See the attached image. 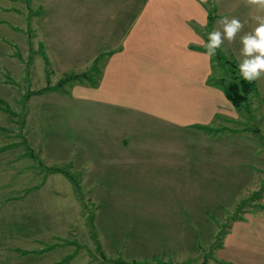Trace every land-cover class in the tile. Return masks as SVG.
Listing matches in <instances>:
<instances>
[{
	"label": "rangeland",
	"instance_id": "374dc122",
	"mask_svg": "<svg viewBox=\"0 0 264 264\" xmlns=\"http://www.w3.org/2000/svg\"><path fill=\"white\" fill-rule=\"evenodd\" d=\"M119 1L0 0V154L31 171L0 193V264H229L215 249L264 197L257 91L237 119L186 130L92 99L117 47L93 17L142 0ZM211 58L229 81L234 54Z\"/></svg>",
	"mask_w": 264,
	"mask_h": 264
},
{
	"label": "crops",
	"instance_id": "0c3cea01",
	"mask_svg": "<svg viewBox=\"0 0 264 264\" xmlns=\"http://www.w3.org/2000/svg\"><path fill=\"white\" fill-rule=\"evenodd\" d=\"M119 2L123 8L137 0ZM123 11L112 13L102 25L99 18L92 19L98 22L93 24L94 36L103 37L110 45L117 43L105 58L97 86L89 88L95 91L94 101L184 130L237 119L223 88L212 81L216 77L211 75L213 61L205 55L204 44L208 31L221 27L219 20L239 18L244 24L242 31L233 43L225 40L221 45L239 64L243 59L240 37L254 30L256 22L251 15L258 13L244 0H142L137 10L131 5ZM209 15L213 17L210 27ZM255 85L264 99V78L255 80ZM7 150L0 147L2 154ZM30 180L31 171L24 162L0 154L1 195L9 198L17 181L21 187ZM261 198L260 206L264 205ZM255 206L231 219L222 244L215 249L218 260L264 264V207Z\"/></svg>",
	"mask_w": 264,
	"mask_h": 264
},
{
	"label": "clouds",
	"instance_id": "9594fccd",
	"mask_svg": "<svg viewBox=\"0 0 264 264\" xmlns=\"http://www.w3.org/2000/svg\"><path fill=\"white\" fill-rule=\"evenodd\" d=\"M244 3L258 13L251 15L256 22L254 30L240 37L243 59L239 63V74L243 80L251 82L264 78V0H244ZM218 23L221 27L208 33V41L204 44L205 55L209 58L216 55L225 40L233 43L244 27L237 17H224Z\"/></svg>",
	"mask_w": 264,
	"mask_h": 264
},
{
	"label": "trees",
	"instance_id": "16d2710c",
	"mask_svg": "<svg viewBox=\"0 0 264 264\" xmlns=\"http://www.w3.org/2000/svg\"><path fill=\"white\" fill-rule=\"evenodd\" d=\"M212 19H213V17L211 15H209V22H208L209 27L212 23ZM210 32L211 31L209 30L208 33H210ZM206 39L208 41V37ZM217 57L219 58L218 53H217ZM217 57H215L216 60H218ZM212 61H213V58H212ZM223 63H224V61H223ZM225 63L229 64L230 68H231L229 81H227L225 78H218V79L214 78L212 81L223 85L225 97L234 107L239 109L240 105L244 101H246L248 95L252 92H256L255 81L249 82V81L243 80V78L239 74V64L237 63V61L235 59L225 60ZM93 66L95 69L97 67L96 63H94ZM89 79H93V78L90 76ZM90 81L92 82V80H90ZM224 84H225V89H224ZM0 101L1 102L3 101L1 97H0ZM202 127L207 128L209 126H202ZM255 205L257 207L259 206L261 208L264 207V205L260 206L259 203H256Z\"/></svg>",
	"mask_w": 264,
	"mask_h": 264
},
{
	"label": "water",
	"instance_id": "95a60500",
	"mask_svg": "<svg viewBox=\"0 0 264 264\" xmlns=\"http://www.w3.org/2000/svg\"><path fill=\"white\" fill-rule=\"evenodd\" d=\"M205 260H202L199 264H204ZM181 264H186V263H181Z\"/></svg>",
	"mask_w": 264,
	"mask_h": 264
}]
</instances>
